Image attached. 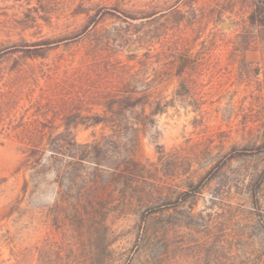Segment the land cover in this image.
Returning a JSON list of instances; mask_svg holds the SVG:
<instances>
[{
  "label": "rangeland",
  "instance_id": "1",
  "mask_svg": "<svg viewBox=\"0 0 264 264\" xmlns=\"http://www.w3.org/2000/svg\"><path fill=\"white\" fill-rule=\"evenodd\" d=\"M257 2L0 0V264H264ZM129 91L141 99L119 137L114 119L93 123ZM66 129L81 144L112 137L144 165L98 217H64L56 201L76 189L47 164L22 168Z\"/></svg>",
  "mask_w": 264,
  "mask_h": 264
},
{
  "label": "trees",
  "instance_id": "2",
  "mask_svg": "<svg viewBox=\"0 0 264 264\" xmlns=\"http://www.w3.org/2000/svg\"><path fill=\"white\" fill-rule=\"evenodd\" d=\"M251 19L264 27V0H258ZM43 43V45H50L52 42L47 40ZM131 94L132 92L129 91L119 98L115 104L116 107H106L103 117L94 116L93 123L98 125L103 123L106 118L114 119L113 135L119 137V133H121V130H118L120 119L125 112L135 109L141 99ZM32 130L36 134L46 135V132L41 131L38 126ZM68 134L66 129L64 134L54 139L50 138L49 142L44 143L41 147L35 144L36 136H34L28 141V144L35 145H32L33 149L22 163V168L25 171L36 170L38 172L41 170L40 168H47V164L56 170L55 173L60 183L66 182L70 190L76 189L77 202L74 204L68 207V195L64 193L56 201L57 212L63 213L64 217L79 219L98 217L102 212L97 205L103 201L106 193L112 188L116 190L119 187H122L121 191L124 192L133 180L145 172L144 165L137 159L136 149L126 150L127 152L124 154L122 149L118 148V140H114L112 137L103 136L98 142L81 144ZM260 151L264 152V144L257 148V152ZM49 152L50 156L46 158ZM90 165H94L97 169L106 166L110 173H106V176L102 178L97 172L89 171ZM196 190L197 188L193 192H197ZM92 192L95 195L91 197ZM189 195L191 194H184L182 199L186 200ZM127 207L126 204L110 205V208L105 209L109 216L112 211L117 210L119 213ZM150 211L154 213L157 210L151 209Z\"/></svg>",
  "mask_w": 264,
  "mask_h": 264
}]
</instances>
